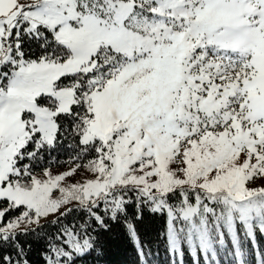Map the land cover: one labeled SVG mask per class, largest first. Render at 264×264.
I'll return each instance as SVG.
<instances>
[{
	"label": "snow or ice",
	"instance_id": "1",
	"mask_svg": "<svg viewBox=\"0 0 264 264\" xmlns=\"http://www.w3.org/2000/svg\"><path fill=\"white\" fill-rule=\"evenodd\" d=\"M117 235L264 264V0H0V264Z\"/></svg>",
	"mask_w": 264,
	"mask_h": 264
},
{
	"label": "trees",
	"instance_id": "2",
	"mask_svg": "<svg viewBox=\"0 0 264 264\" xmlns=\"http://www.w3.org/2000/svg\"><path fill=\"white\" fill-rule=\"evenodd\" d=\"M130 256V245L123 239V237L119 235L112 237L108 249V259L111 261V264H125Z\"/></svg>",
	"mask_w": 264,
	"mask_h": 264
}]
</instances>
